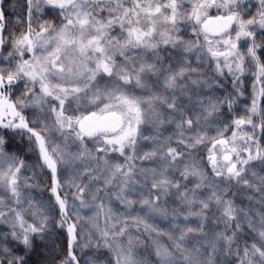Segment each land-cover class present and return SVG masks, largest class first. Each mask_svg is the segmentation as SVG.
Here are the masks:
<instances>
[{"label":"snow or ice","instance_id":"snow-or-ice-1","mask_svg":"<svg viewBox=\"0 0 264 264\" xmlns=\"http://www.w3.org/2000/svg\"><path fill=\"white\" fill-rule=\"evenodd\" d=\"M0 264H264V0H0Z\"/></svg>","mask_w":264,"mask_h":264}]
</instances>
